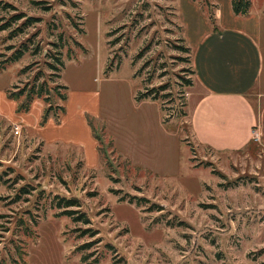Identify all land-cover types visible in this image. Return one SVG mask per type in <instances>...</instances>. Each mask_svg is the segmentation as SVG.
<instances>
[{
    "label": "rangeland",
    "instance_id": "1",
    "mask_svg": "<svg viewBox=\"0 0 264 264\" xmlns=\"http://www.w3.org/2000/svg\"><path fill=\"white\" fill-rule=\"evenodd\" d=\"M0 3L16 9L0 10V25L14 13L37 20L8 41L0 32L7 54L6 46L36 33L29 53L0 71V264H264V148L253 141L213 152L195 143V79L180 48L183 34L212 21L234 27L231 0ZM251 7L264 9V0ZM51 43L61 47L58 82L68 98L55 99L65 114L56 110L59 121L50 117L42 127L41 100L17 113L6 92L44 70ZM143 93L157 100L137 101ZM72 124L87 146L47 140L50 128L69 133ZM54 196L77 200L90 224L56 216ZM85 229L98 234L79 237Z\"/></svg>",
    "mask_w": 264,
    "mask_h": 264
},
{
    "label": "crops",
    "instance_id": "2",
    "mask_svg": "<svg viewBox=\"0 0 264 264\" xmlns=\"http://www.w3.org/2000/svg\"><path fill=\"white\" fill-rule=\"evenodd\" d=\"M232 20L234 27L210 21L203 31L183 34L196 89L191 131L198 146L213 152L242 150L253 141L264 148V9L253 12L251 7L247 15H232ZM75 111L83 130L78 107ZM74 127L70 125L69 133L50 128L45 136L87 146ZM83 132L93 147L89 131Z\"/></svg>",
    "mask_w": 264,
    "mask_h": 264
},
{
    "label": "trees",
    "instance_id": "3",
    "mask_svg": "<svg viewBox=\"0 0 264 264\" xmlns=\"http://www.w3.org/2000/svg\"><path fill=\"white\" fill-rule=\"evenodd\" d=\"M251 8V0H231V10L234 15H247ZM11 9L13 12H16V9L8 4V3H0V10L1 11H8ZM212 21V19H210ZM20 23L16 26H12L17 22ZM37 20L32 17H27L23 13H14L12 14L8 20H6L3 24L0 25V32L8 31V34L5 38V41L14 39L15 37L24 33L25 29L32 27L35 25ZM213 23V21H212ZM36 37V33L30 35L26 38L18 47L15 45H8L4 48L7 53H0V71L6 69V67L10 64L16 63L21 60V58L26 54L29 53L30 47L33 46L34 38ZM182 41V40H181ZM54 47L53 50L47 51L44 53V56L49 60L44 63L46 66L44 70L47 73H44V70L41 68H37L36 73L32 76L31 80L26 82L22 87L17 85L13 86V90H7V98L16 102V112L17 113H28L32 103L35 100H41L46 107L44 108L40 120V125L44 126L50 117L55 118L59 121V114L56 110H60V115L65 114V106H59L55 104V99L60 100L62 103L67 101V87L62 85L58 82L61 78V73L64 68V62L62 59V53L60 51L61 47L58 46L56 43H51ZM185 53L189 56V62L191 63V50L189 47H180ZM40 47L38 43L34 46V50L30 53L34 55L39 54ZM30 68V65L25 66L24 68L20 69L18 72L19 76L25 74ZM194 73V72H193ZM187 85H190V81H186ZM150 98L152 101H156L157 97L151 96L150 93H143L138 94L136 97L137 101H143ZM22 194H30L31 191L27 190V187L24 186L20 188ZM53 208L59 210L56 216H67L73 223H81L83 225H89L90 221L86 217V215L78 210L77 208L80 207L79 202L75 199L71 200H63L60 199L58 196H54L53 200L51 201ZM35 224V221H33ZM24 225V221L19 220V226ZM23 234L28 235L30 230L28 227L23 228ZM97 231L91 229L81 230L79 237H87L90 239L95 238L97 235ZM99 240V239H98ZM96 239L95 242H98ZM91 242L86 243L80 247L81 249L88 250ZM108 246V245H105ZM22 255H25L23 253ZM21 255V257H22ZM82 262H86V256L81 258ZM95 260L93 263H96ZM91 263V264H93Z\"/></svg>",
    "mask_w": 264,
    "mask_h": 264
},
{
    "label": "built area",
    "instance_id": "4",
    "mask_svg": "<svg viewBox=\"0 0 264 264\" xmlns=\"http://www.w3.org/2000/svg\"><path fill=\"white\" fill-rule=\"evenodd\" d=\"M15 133H16V134H18V130H17V131H15ZM256 139H257V138H256Z\"/></svg>",
    "mask_w": 264,
    "mask_h": 264
}]
</instances>
